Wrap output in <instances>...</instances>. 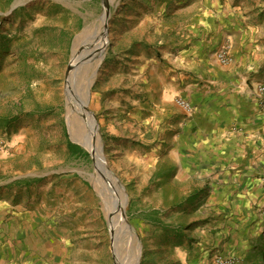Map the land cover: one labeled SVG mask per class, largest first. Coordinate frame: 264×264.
Returning <instances> with one entry per match:
<instances>
[{
	"label": "rangeland",
	"instance_id": "1",
	"mask_svg": "<svg viewBox=\"0 0 264 264\" xmlns=\"http://www.w3.org/2000/svg\"><path fill=\"white\" fill-rule=\"evenodd\" d=\"M106 1L0 0V183L13 203L10 264H116L105 203L91 182L94 157L72 138L67 119L75 41L102 18L108 46L89 96L83 67L72 69L71 88L80 102L88 97L93 144L100 141L124 189V218L142 250L133 264H216L218 252L234 264H264V204L233 215L212 250L220 229L208 228L201 193L167 182L171 138L147 122L153 113L139 112L150 99L159 106L155 90L180 73L204 15L242 8L256 19L264 0ZM82 118L74 123L80 134ZM127 242L128 262L137 245Z\"/></svg>",
	"mask_w": 264,
	"mask_h": 264
},
{
	"label": "crops",
	"instance_id": "2",
	"mask_svg": "<svg viewBox=\"0 0 264 264\" xmlns=\"http://www.w3.org/2000/svg\"><path fill=\"white\" fill-rule=\"evenodd\" d=\"M194 39L177 66L180 73L155 90L159 106L150 99L139 112L153 113L147 122L168 132L173 148L167 182L201 193L203 218L213 224L208 228L220 229L210 244L218 252L223 224L264 204V116L257 98V86L264 82V16L253 19L242 8L207 14ZM225 45L229 60L222 64L217 53ZM178 98L192 105L191 113L176 105ZM8 192L10 186L0 183V264H10Z\"/></svg>",
	"mask_w": 264,
	"mask_h": 264
},
{
	"label": "bare ground",
	"instance_id": "3",
	"mask_svg": "<svg viewBox=\"0 0 264 264\" xmlns=\"http://www.w3.org/2000/svg\"><path fill=\"white\" fill-rule=\"evenodd\" d=\"M109 9L110 6L107 2V17ZM105 20V18H102L101 23L94 26L93 29H85V31L81 33L75 41L72 56L73 63L70 68L71 71L69 73V83L67 82V119L72 138L76 142L85 146V149H88V151L90 150L89 152H92L94 157L96 163V173L94 176H92L91 182L98 193V196H100L105 203L109 225L110 228H112V244L113 253H115L116 264H133L140 258L142 250L136 235L132 232L128 221L124 218V216L126 217V200L124 189L107 169V163L103 156L100 141H98L97 145L93 144L94 141H97L95 138L97 137V125L93 119V115L87 109L88 97L86 101L80 102L82 100H78L75 91L71 88V80L74 77V72L72 69L76 66L83 67L86 70V73L89 74L86 81L85 95L89 96L91 86L95 81L98 69L104 59L108 46ZM79 113H83V118L81 121L85 123L84 125H86L83 130V134H80V129H78L76 126L77 124H74ZM119 192L122 195L123 200L118 198ZM127 241L135 242L137 245L134 255L131 256V259H129L130 261L128 262L125 260L123 255L124 249L126 247L125 245L128 243Z\"/></svg>",
	"mask_w": 264,
	"mask_h": 264
},
{
	"label": "built area",
	"instance_id": "4",
	"mask_svg": "<svg viewBox=\"0 0 264 264\" xmlns=\"http://www.w3.org/2000/svg\"><path fill=\"white\" fill-rule=\"evenodd\" d=\"M229 50H230V47L228 45H225L217 53V58L222 64H227L228 63ZM257 98H258V104L260 106L261 113L264 116V82L260 83L257 86ZM176 103L186 113H191L192 110H193L192 105L188 101L183 99V98H178L176 100ZM215 260H216V264H234V261H231L229 259H223L221 257H217Z\"/></svg>",
	"mask_w": 264,
	"mask_h": 264
},
{
	"label": "trees",
	"instance_id": "5",
	"mask_svg": "<svg viewBox=\"0 0 264 264\" xmlns=\"http://www.w3.org/2000/svg\"><path fill=\"white\" fill-rule=\"evenodd\" d=\"M68 148L76 153V155L82 157V156H88L87 153L78 145H75L71 142H68Z\"/></svg>",
	"mask_w": 264,
	"mask_h": 264
},
{
	"label": "water",
	"instance_id": "6",
	"mask_svg": "<svg viewBox=\"0 0 264 264\" xmlns=\"http://www.w3.org/2000/svg\"><path fill=\"white\" fill-rule=\"evenodd\" d=\"M17 4H19V3H17ZM109 14H110V10L108 11V16H109Z\"/></svg>",
	"mask_w": 264,
	"mask_h": 264
}]
</instances>
